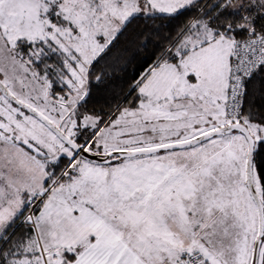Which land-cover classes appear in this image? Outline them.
Wrapping results in <instances>:
<instances>
[{
	"label": "snow or ice",
	"instance_id": "1",
	"mask_svg": "<svg viewBox=\"0 0 264 264\" xmlns=\"http://www.w3.org/2000/svg\"><path fill=\"white\" fill-rule=\"evenodd\" d=\"M0 264H264V0H0Z\"/></svg>",
	"mask_w": 264,
	"mask_h": 264
}]
</instances>
